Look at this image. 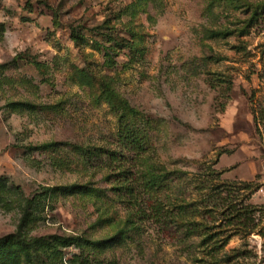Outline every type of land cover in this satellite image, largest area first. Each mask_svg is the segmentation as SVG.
I'll return each mask as SVG.
<instances>
[{
    "label": "rangeland",
    "instance_id": "374dc122",
    "mask_svg": "<svg viewBox=\"0 0 264 264\" xmlns=\"http://www.w3.org/2000/svg\"><path fill=\"white\" fill-rule=\"evenodd\" d=\"M121 118L145 166L109 159ZM0 179V238H64L62 264H264V0H0Z\"/></svg>",
    "mask_w": 264,
    "mask_h": 264
},
{
    "label": "trees",
    "instance_id": "16d2710c",
    "mask_svg": "<svg viewBox=\"0 0 264 264\" xmlns=\"http://www.w3.org/2000/svg\"><path fill=\"white\" fill-rule=\"evenodd\" d=\"M118 135L120 143L128 145L132 149V151L135 152V155L134 157H128V159L120 160V157L117 154L118 151L110 150L109 159L111 160V162L116 163L119 167H122L124 164L126 165V163H129L130 160L138 162V164H141L142 161V165L145 166L147 161L149 160L147 158V153L150 152V147L148 145L146 135L138 131L137 128L131 126L127 121L124 120V118H121ZM90 155H92V153H87V156ZM123 172L126 174L129 171L124 168L120 173L122 176L125 175L123 174ZM130 175L131 177L126 179L123 176L121 180H123L124 182L121 185V188L124 187V184L126 182H129V185L123 189L128 190V193H130L131 196H136L135 191L136 188L139 187L145 191H157L164 190L167 186V184L164 183V180H166V175H158L154 172V169L153 171L149 170L148 172L144 170L140 176H137L132 173ZM143 177L146 180L140 181V178ZM242 185L243 188H250L252 184L243 183ZM73 189L76 191L83 190L82 187H74ZM227 189L228 192L226 195H224V189L220 188V190L215 195V199L218 203L222 205L226 204V207H228V209H231L232 211V207L230 205H232L231 195L233 189ZM7 190H9V188L7 187L6 183H3L0 179V202H9ZM66 191L69 192L70 190ZM119 196L122 198L123 194H119ZM164 202L165 201H163L161 197L156 196L155 204H152V210L153 215L156 216V219L166 222L168 218L171 219V216L169 214L171 209H167L165 207L166 202ZM210 205L211 202H209V204H206L207 209H211L208 208L210 207ZM234 209L235 211L231 214L233 217L231 218L232 223H236L237 225L246 228V230L248 229L249 232H251L257 227L258 224H256V215L254 214L255 209L252 210V208L249 206H246L244 208L235 207ZM181 214L182 211H179L177 217ZM53 238L55 240L54 243H52L51 241L45 243L44 241H42V239L27 238L21 233L9 234L7 236L1 237L0 264H22L23 258H27L29 261H33L34 259L36 261V264H62V262H58L59 253L57 252V250L59 249V245L61 243H64L65 240H63L64 238L57 236H54ZM212 238L213 236H208L207 238H205L204 243L208 241V239ZM85 243H88L89 245H95V248H101L103 247L105 242H89L85 240ZM225 243L221 245H214L215 250H213L212 252V260H216V251L220 250L225 245Z\"/></svg>",
    "mask_w": 264,
    "mask_h": 264
},
{
    "label": "built area",
    "instance_id": "2783aa9c",
    "mask_svg": "<svg viewBox=\"0 0 264 264\" xmlns=\"http://www.w3.org/2000/svg\"><path fill=\"white\" fill-rule=\"evenodd\" d=\"M261 192L263 193V196H264V188L261 189Z\"/></svg>",
    "mask_w": 264,
    "mask_h": 264
}]
</instances>
